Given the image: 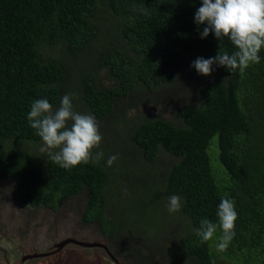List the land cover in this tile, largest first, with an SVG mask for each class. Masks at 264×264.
Instances as JSON below:
<instances>
[{
  "label": "trees",
  "instance_id": "obj_1",
  "mask_svg": "<svg viewBox=\"0 0 264 264\" xmlns=\"http://www.w3.org/2000/svg\"><path fill=\"white\" fill-rule=\"evenodd\" d=\"M200 6L201 0H0V182L13 179L14 198L29 207L56 209L85 191L84 221L98 222L111 245L123 241L115 255L128 264H264V49L260 63L243 71L214 64L195 92L183 93L191 100L177 110L180 124L162 118L126 124L129 109L158 100L122 98L160 87L171 92L181 69L188 73L187 60L197 73L191 67L197 57L235 51L227 37L201 38L205 25L194 20ZM85 55L91 68L77 72L71 61ZM101 70L113 85L99 83ZM73 79L82 107L117 127V138L147 176L140 181L143 195L153 181L143 164L153 165L160 148L178 158L145 202L180 196L181 213L192 228L161 244L158 255L144 242V251L130 248L135 232H123L122 238L103 232L110 220L108 166L90 162L66 170L37 155L43 141L29 126L30 105L42 98L60 105ZM209 145L223 168L217 165L218 176ZM225 194L234 199L238 219L233 240L220 252L219 228L204 243L195 230L204 218L218 223Z\"/></svg>",
  "mask_w": 264,
  "mask_h": 264
},
{
  "label": "rangeland",
  "instance_id": "obj_2",
  "mask_svg": "<svg viewBox=\"0 0 264 264\" xmlns=\"http://www.w3.org/2000/svg\"><path fill=\"white\" fill-rule=\"evenodd\" d=\"M91 60L88 55H85L77 61L72 60L71 64L77 72L81 69L87 70L84 68L88 67L90 70ZM186 67L185 70L188 73L184 75L181 69L180 76L174 82L173 86L175 87H169L171 92L166 91V87H160L158 90L153 89L144 95L122 98L123 102H134L140 99L158 100L129 109L126 124L135 125L155 118H162L175 125L180 124L181 120L178 118L177 110L182 101L186 103L191 100V98H183V93L186 91L189 94L195 92L198 84L208 79V75H200L191 71L189 60L186 61ZM99 74L101 76L100 84L113 85V80L107 79L103 70ZM76 88V80L73 79L66 92V94H76L73 97L74 110L89 113L82 107ZM173 90L176 91L173 92ZM59 106H53V110ZM97 122L103 139L99 149H94L93 152L103 151L104 153L99 163L108 166V157L117 156V160L110 167L108 166L107 170L109 199L106 214L110 220L103 232H118L120 238L124 236L123 232H135L133 238L136 239H133L132 242L136 244L129 247H138L144 251L145 246L149 245L150 247L147 248L158 255L161 244L175 240L179 234L190 232L192 228L190 221L181 213V210L172 214L168 212L166 206L170 196L159 198L149 205L145 202L160 183H163L168 169L178 158L160 148L153 165L143 164L146 168L151 169V178L153 179L143 195L139 187L141 178L146 175L138 167L137 161L130 157L120 139L117 138V127L107 118L97 119ZM121 125L118 124L119 127ZM130 141L129 133L123 142L128 144ZM42 144L39 143L37 148V155L40 157L45 155L39 151ZM210 145L208 151L211 167L218 176L216 173L218 163L216 164L214 160L216 152L211 151ZM218 167L220 166L218 165ZM220 169L223 171V168L220 167ZM14 186L15 181L11 178L0 182V264H128L124 256L115 255V251L119 252L120 246L125 247L123 241L116 240L111 245L108 242V236L102 233L101 225L98 222L84 221L83 212L88 196L85 191L63 199L56 209H52L45 206L29 207L14 198ZM138 232L145 234H142L141 237ZM139 237L141 241H138ZM67 238L81 242L101 243L107 247L108 252L101 246L88 247L74 243H67L59 247L60 242ZM143 242L145 246L142 245ZM146 252L148 253V251ZM129 261L134 262L133 259H129ZM161 264L167 263L163 260Z\"/></svg>",
  "mask_w": 264,
  "mask_h": 264
},
{
  "label": "clouds",
  "instance_id": "obj_3",
  "mask_svg": "<svg viewBox=\"0 0 264 264\" xmlns=\"http://www.w3.org/2000/svg\"><path fill=\"white\" fill-rule=\"evenodd\" d=\"M138 10L144 14L148 11L143 8ZM194 20L197 26L205 25L200 32L201 38L210 33L218 40L227 37L235 48L231 54L218 52L214 57H197L191 67L198 74L210 75L214 64L225 66L228 70L243 71L251 64L260 63L259 53L264 49V0H201ZM75 95L64 94L55 110L48 99H37L30 105L27 114L29 126L43 141L39 151L66 170L80 164L98 163L104 156L103 151L93 152L99 149L103 139L97 119L91 113L74 110ZM116 160V155L109 156L107 165L110 167ZM166 207L170 214L180 211L182 198L171 195ZM216 215L218 223L204 218L195 231L204 243L212 240L219 228L221 235L216 248L223 252L235 236L238 213L234 199L228 198L227 194L222 196Z\"/></svg>",
  "mask_w": 264,
  "mask_h": 264
},
{
  "label": "water",
  "instance_id": "obj_4",
  "mask_svg": "<svg viewBox=\"0 0 264 264\" xmlns=\"http://www.w3.org/2000/svg\"><path fill=\"white\" fill-rule=\"evenodd\" d=\"M67 243H74V244H77V245L88 246V247L101 246V247H103L108 252L107 247L104 246L101 243H96V242H81V241L75 240L73 238H67L65 240H62L60 242V244H59V247H62L63 245H65Z\"/></svg>",
  "mask_w": 264,
  "mask_h": 264
}]
</instances>
